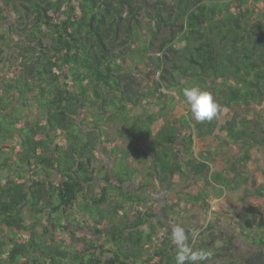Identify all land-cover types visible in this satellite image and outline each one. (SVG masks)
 Segmentation results:
<instances>
[{
	"label": "trees",
	"instance_id": "1",
	"mask_svg": "<svg viewBox=\"0 0 264 264\" xmlns=\"http://www.w3.org/2000/svg\"><path fill=\"white\" fill-rule=\"evenodd\" d=\"M261 2L0 0V264H175L172 207H209L208 187L246 183L249 147L264 146ZM193 85L213 94L218 114L197 122L187 104L167 118L172 91L186 102ZM114 120L127 124L120 135L148 143L132 141L102 170L93 163ZM206 136L244 144L243 154L212 171L214 152L193 146ZM134 152L144 168L125 160ZM176 176L204 185L172 205L150 194L153 182L172 189ZM236 216L242 255L212 225L186 228L190 246L213 253L202 264H264V219Z\"/></svg>",
	"mask_w": 264,
	"mask_h": 264
},
{
	"label": "rangeland",
	"instance_id": "2",
	"mask_svg": "<svg viewBox=\"0 0 264 264\" xmlns=\"http://www.w3.org/2000/svg\"><path fill=\"white\" fill-rule=\"evenodd\" d=\"M257 3L260 5L262 4L261 0H257ZM9 18H12L11 16ZM3 28L0 26V31H2ZM13 42H18L21 40V37L18 35H13ZM10 65L6 66L5 68L1 69V74L3 76L8 75V70ZM147 66L142 63L139 64L137 68H143V72L139 69L136 70V73H138V78L140 75L145 77V81L143 82L144 85L146 81L150 80L149 75L146 73ZM140 74V75H139ZM174 95H176V102L177 105L174 106L172 110H170V114L167 116L169 119L175 120L182 112H184V109L187 108V103L185 100L180 98L178 94L175 91H172ZM30 103H33L31 101ZM142 108H135L134 113H142ZM25 113V112H23ZM32 114V113H31ZM33 115V114H32ZM229 115L228 112L223 111L217 120V125L215 132L219 133L220 136H224V133L219 130V123L226 118ZM34 116V115H33ZM125 128L127 130V124H121L118 120H114L112 122H108L105 127V133L106 136L101 137V145L98 150V160L95 161L93 164L97 165V168L104 169V166H108L110 163H112L113 159H116L115 154L111 152V149L113 148L111 144H115L118 146V148H121L122 146L127 143V140L129 138L135 139L134 136H130L129 132H127L126 137H121L119 134V130H122ZM130 139V140H131ZM148 143L147 139L144 137H141L140 139L136 140V145H139V147H144ZM220 142L214 140L213 136H206L204 138L195 137L194 142V150L198 153L201 150H210L214 152V158L209 162L210 170L212 171H219L223 168L227 167V163L229 160H232L234 158H237L243 154L244 151V144H224L220 146ZM131 149V148H130ZM249 154L250 159L248 160L246 166L242 168L243 174H245L248 177V181L242 182L236 187L231 188H224L222 189V192L220 191V187L217 183L213 187H208V198L207 201L210 204V210L214 216H216L219 220H222L223 222L226 221V219L231 220V225L233 229L231 228V233L235 234V230L239 231V228L236 226V212L238 213H251L252 215L256 216L257 222L261 221V218L264 219V189L261 190V193H258L256 191V187L259 185L264 186V146L262 147H256L252 146L249 147ZM131 157V163L138 166L139 169H142L145 167L146 160H142L140 163L136 160L137 154L136 152L130 154ZM112 159V160H111ZM105 164V165H103ZM5 172V170L0 171L1 174ZM148 179V178H146ZM138 178L136 179V181ZM147 181V180H144ZM203 180L202 179H196V181H191L190 179H187L186 177H178L176 176L175 182L172 185V189H169L170 193L168 191H165L166 189L158 188L154 189L150 185L149 192L153 194V196H156L160 202L164 201V198L170 197V201H176L178 200V196L182 194L183 188H190L192 192H195L196 188H202L203 186ZM168 192V193H167ZM253 207H259L258 211H253ZM176 215V213H175ZM178 215V213H177ZM180 216V214H179ZM179 217H176L178 219ZM215 226V231L220 232L224 231L223 228ZM39 228V227H38ZM237 228V229H235ZM194 231L195 228H192ZM198 230V228H197ZM60 236L65 237L64 231H61L58 233ZM243 235L239 232L238 236H235V250L236 254L239 253L242 255L243 249L245 248V243L242 240ZM153 245V244H150ZM145 248H149L148 245H144ZM145 252V251H144ZM205 264H212L211 262H207Z\"/></svg>",
	"mask_w": 264,
	"mask_h": 264
},
{
	"label": "clouds",
	"instance_id": "3",
	"mask_svg": "<svg viewBox=\"0 0 264 264\" xmlns=\"http://www.w3.org/2000/svg\"><path fill=\"white\" fill-rule=\"evenodd\" d=\"M183 96L195 121H211L218 114L220 106L209 90L193 85L183 89ZM187 239L182 225L172 226L171 240L176 245L175 264H202L212 256L213 253L209 250L194 249L187 243Z\"/></svg>",
	"mask_w": 264,
	"mask_h": 264
},
{
	"label": "flooded vegetation",
	"instance_id": "4",
	"mask_svg": "<svg viewBox=\"0 0 264 264\" xmlns=\"http://www.w3.org/2000/svg\"><path fill=\"white\" fill-rule=\"evenodd\" d=\"M125 134H127V133H124V134H122V135H120L121 137H126V135ZM132 137V136H131ZM131 138H129V140H127V143H125V145L124 146H122L121 148H118V146H116L115 144H111V146L113 147L112 149H111V152L113 153V154H115V156L117 157V154L118 153H116L118 150H125L126 148H131L132 149V147L130 146V143L132 142V141H136V140H138V139H131ZM145 147V146H144ZM143 147V148H144ZM99 149V148H98ZM113 150L115 151V152H113ZM131 157L132 156H130L129 155V157L128 158H125V160L126 161H128V162H130V164H131ZM112 160V159H111ZM114 160L115 159H113L112 160V163H110L108 166H104L105 168L104 169H107V170H109L111 167H114ZM99 161V160H98ZM140 163V162H139ZM103 165H105V164H103ZM132 165H134V164H132ZM136 166V165H135ZM104 169H102V170H104ZM179 177V176H178ZM176 179V178H175ZM192 181V180H191ZM194 181V180H193ZM175 182V181H174ZM174 182H173V184H174ZM152 185H153V187H154V189H158V188H163V189H165L164 187H162V186H158V185H155V183L153 182L152 183ZM150 187V186H149ZM187 190V187L186 188H183V192H182V194L181 195H179L178 197H181L182 195H184V192ZM188 190H190L191 192H192V190L190 189V188H188ZM197 190H199V188L197 189L196 188V190H195V192H192V193H196L197 192ZM165 191H168L169 193H170V191L169 190H165ZM167 192V193H168ZM151 194V193H150ZM153 195V194H152ZM155 198H157L156 196H155ZM170 197H168V198H164V201L163 202H165L166 200H168L169 201V204H173L175 201H170V199H169ZM158 199V198H157ZM159 200V199H158ZM178 200H179V198H178ZM178 200H176V201H178ZM205 201H207V198H205ZM162 202V203H163ZM208 202V201H207ZM178 204H179V207L177 208V207H172V211H170V218L172 219L171 221H168L167 223H169V225H168V229L170 230V232H171V228H172V226H174V225H176V224H180V225H182L184 228H185V230H186V228H188V229H190L191 231H194L192 228H195L196 230H197V228L199 229V227H201V226H203V225H212L211 227H209V230H211V229H213V230H216L215 229V226L214 225H217L218 227H221V228H223L224 229V231H221V233H224V234H229V235H231V237L233 238V242H234V247H235V239H234V237L235 236H238L239 235V231L238 230H235V234L234 233H231V231H230V229L232 228L233 229V227H232V225H231V220L230 219H226V221L225 222H223L222 220H219L216 216H214L213 214H212V212H211V210H210V204H209V202H208V204H209V207H207L206 205H203L201 202L200 203H198V204H193V203H185V202H178ZM175 213H176V215H175ZM177 213H178V215H177ZM179 214H180V216H179ZM176 217H179L178 219H176ZM235 229H237V228H235ZM146 245H148L149 247H151V245L150 244H146ZM236 249V248H235Z\"/></svg>",
	"mask_w": 264,
	"mask_h": 264
}]
</instances>
